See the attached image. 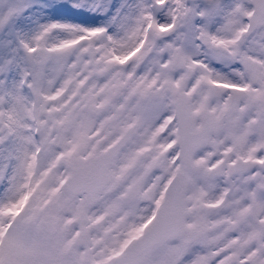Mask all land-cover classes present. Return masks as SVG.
Segmentation results:
<instances>
[{"label":"snow or ice","instance_id":"1","mask_svg":"<svg viewBox=\"0 0 264 264\" xmlns=\"http://www.w3.org/2000/svg\"><path fill=\"white\" fill-rule=\"evenodd\" d=\"M0 264H264V0H0Z\"/></svg>","mask_w":264,"mask_h":264}]
</instances>
